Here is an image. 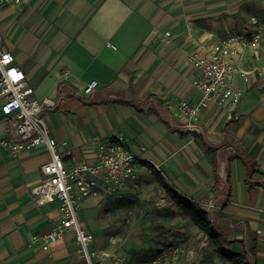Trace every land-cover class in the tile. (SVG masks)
I'll list each match as a JSON object with an SVG mask.
<instances>
[{
	"label": "crops",
	"instance_id": "0c3cea01",
	"mask_svg": "<svg viewBox=\"0 0 264 264\" xmlns=\"http://www.w3.org/2000/svg\"><path fill=\"white\" fill-rule=\"evenodd\" d=\"M251 17L264 21V0H22L0 9L1 47L33 98L54 103L41 117L67 169L96 164L98 145L121 139L136 177L100 196L121 195L148 171L206 212L232 252L264 264V30L235 56L246 77L236 79L245 91L232 111L207 103L197 123L178 113L197 98L187 56L260 30ZM92 80V93L79 96ZM3 122L0 110V142H12ZM49 159L44 144L12 153L0 143V264H84L70 231L43 249L41 237L60 223L56 201L33 198Z\"/></svg>",
	"mask_w": 264,
	"mask_h": 264
},
{
	"label": "built area",
	"instance_id": "2783aa9c",
	"mask_svg": "<svg viewBox=\"0 0 264 264\" xmlns=\"http://www.w3.org/2000/svg\"><path fill=\"white\" fill-rule=\"evenodd\" d=\"M22 0H0V9L4 7H19ZM250 23L259 26L260 30L244 31L228 35L212 44L205 55H188L187 62L192 70L190 79L191 90L197 95L194 102L183 99L178 106V113L193 122H200L202 108L207 103L217 106H228L232 111L239 103L245 87H238V77L245 81L246 73L239 69L235 61L238 53L244 52L248 46L261 43L264 21L256 17L250 18ZM169 33H164V42ZM0 34V110L5 117L4 128H11L15 139L12 142L2 140L12 152L24 148L44 144L50 153V159L43 164L40 172L43 180L32 192L36 205L57 202L60 223L53 231L43 235V249L63 237L65 232H72L78 246L77 255L84 264H123L116 256L108 255L92 247L94 235L79 219L78 208L82 199L97 197L101 192L112 194L125 187L136 177L137 158L130 154L122 144L116 143L98 145L99 159L96 164L78 163L67 169L61 156L56 151V141L51 138L45 128L42 112L53 108L49 99L38 102L33 98V88L28 84L25 74L15 64L13 55L2 49ZM97 82L90 81L79 96H87L96 88ZM194 129L191 124L187 125ZM182 257L186 259L184 248L173 246L161 251L147 264H176Z\"/></svg>",
	"mask_w": 264,
	"mask_h": 264
},
{
	"label": "rangeland",
	"instance_id": "374dc122",
	"mask_svg": "<svg viewBox=\"0 0 264 264\" xmlns=\"http://www.w3.org/2000/svg\"><path fill=\"white\" fill-rule=\"evenodd\" d=\"M77 212L96 238L93 248L119 257L123 264H147L167 245L185 247L186 255L190 252V258L180 257L176 264H233L148 171L119 196L82 199ZM223 249L232 247L224 242Z\"/></svg>",
	"mask_w": 264,
	"mask_h": 264
},
{
	"label": "trees",
	"instance_id": "16d2710c",
	"mask_svg": "<svg viewBox=\"0 0 264 264\" xmlns=\"http://www.w3.org/2000/svg\"><path fill=\"white\" fill-rule=\"evenodd\" d=\"M164 187L167 189L172 199L183 210L184 215L189 218L190 221L201 231L207 233L211 237L213 243L216 245L215 249L218 253H220L224 258L233 264H250L247 252L242 251L241 253H235L223 249V244L226 242V240L214 229L211 219L206 212L202 211L198 205L192 202L190 199L180 195L166 185ZM166 247H173V245H167Z\"/></svg>",
	"mask_w": 264,
	"mask_h": 264
}]
</instances>
